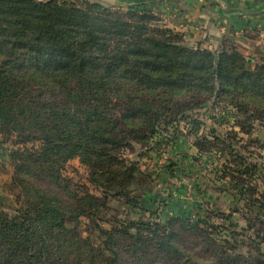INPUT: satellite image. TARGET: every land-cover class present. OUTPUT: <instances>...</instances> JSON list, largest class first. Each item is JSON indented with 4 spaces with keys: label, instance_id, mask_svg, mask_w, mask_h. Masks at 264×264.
Masks as SVG:
<instances>
[{
    "label": "trees",
    "instance_id": "obj_1",
    "mask_svg": "<svg viewBox=\"0 0 264 264\" xmlns=\"http://www.w3.org/2000/svg\"><path fill=\"white\" fill-rule=\"evenodd\" d=\"M158 15L148 4L0 0V133L39 143L9 154L20 201L12 216L0 212V264H222L207 255L217 248L200 214L194 223L98 226L100 246L67 227L87 214L62 185L67 162L78 159L91 182L142 207L129 198L139 170L125 166L121 148L148 147L189 103L210 97L264 110V65L251 70L233 48L193 47ZM181 233L205 249H185Z\"/></svg>",
    "mask_w": 264,
    "mask_h": 264
},
{
    "label": "rangeland",
    "instance_id": "obj_2",
    "mask_svg": "<svg viewBox=\"0 0 264 264\" xmlns=\"http://www.w3.org/2000/svg\"><path fill=\"white\" fill-rule=\"evenodd\" d=\"M88 1L124 11L144 4H135L138 0ZM245 2L247 6L258 3ZM148 5L160 15L159 3ZM238 24L228 39L207 50L233 48L255 70L264 65V19L259 16L251 25ZM176 108L173 107L175 115L180 110ZM184 116L148 147L134 144L119 150L125 166L139 170L129 198L140 200L142 207H131L124 196L91 182V169L78 159L67 162L62 185L76 196L71 201L74 207L87 208V214L77 223L69 217L67 227H75L81 237L100 246L104 236L98 226L112 230L137 221L161 224L175 217L194 223L200 214L198 222L208 226L210 242L217 248L207 253L210 258L222 260V264H264V110L256 108L248 98L210 97L198 105L189 103ZM38 145L37 141L23 143L16 135L0 133V212L12 216L20 201L10 152ZM53 189L69 202L61 190ZM181 240L189 251L205 249L198 237L181 233Z\"/></svg>",
    "mask_w": 264,
    "mask_h": 264
},
{
    "label": "crops",
    "instance_id": "obj_3",
    "mask_svg": "<svg viewBox=\"0 0 264 264\" xmlns=\"http://www.w3.org/2000/svg\"><path fill=\"white\" fill-rule=\"evenodd\" d=\"M223 1L228 6L234 5V0ZM256 1L258 3L248 6L245 0H239L238 2L244 9L250 10L264 4V0ZM139 2L144 4L149 2L159 3L157 7L161 11L160 16L163 17L165 24L174 31L183 34L190 45H199L204 49L212 50L214 43L220 44L221 37L226 32L225 25L214 18L218 6L213 0H138L135 4ZM178 4L185 7L177 6ZM166 9H169L170 12L167 13ZM258 17V15H254L236 18L230 26V33L232 34L235 28H239L238 23L248 26L249 23L251 25L253 19ZM260 18L264 19V15H260ZM240 20L242 22H239Z\"/></svg>",
    "mask_w": 264,
    "mask_h": 264
},
{
    "label": "water",
    "instance_id": "obj_4",
    "mask_svg": "<svg viewBox=\"0 0 264 264\" xmlns=\"http://www.w3.org/2000/svg\"><path fill=\"white\" fill-rule=\"evenodd\" d=\"M239 0H234L233 6H228L223 0H213L218 6V11L214 18L222 22L226 27V32L221 37V42L223 39H228L230 33V26L235 21L236 18L241 16H254V15H264V4L258 8H252L250 10L244 9L238 2ZM152 3V2H149ZM220 42V43H221Z\"/></svg>",
    "mask_w": 264,
    "mask_h": 264
}]
</instances>
